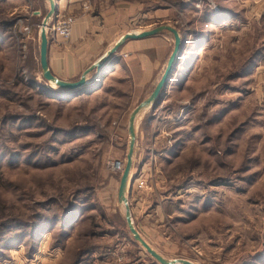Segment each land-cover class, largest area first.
I'll return each instance as SVG.
<instances>
[{
	"label": "rangeland",
	"instance_id": "1",
	"mask_svg": "<svg viewBox=\"0 0 264 264\" xmlns=\"http://www.w3.org/2000/svg\"><path fill=\"white\" fill-rule=\"evenodd\" d=\"M82 1L88 12L97 0ZM117 1L133 5L129 33L165 25L185 39L160 104L136 118L126 188L134 227L168 260L264 264V0ZM46 3L0 0V23L10 22L0 28V223L51 221L75 199L86 211L35 245L25 235L0 264H157L130 235L117 193L129 115L159 81L172 34L144 38L130 52L119 48L99 84L93 71L78 91L46 83L47 95L32 84L43 83ZM220 9L228 18L208 21V12ZM57 18L75 21L57 15L48 25ZM141 61L154 67L147 85ZM113 162L121 170H111Z\"/></svg>",
	"mask_w": 264,
	"mask_h": 264
},
{
	"label": "crops",
	"instance_id": "2",
	"mask_svg": "<svg viewBox=\"0 0 264 264\" xmlns=\"http://www.w3.org/2000/svg\"><path fill=\"white\" fill-rule=\"evenodd\" d=\"M55 2L58 17L74 15L75 21L68 39L48 42V69L56 78L65 82H74L120 37L129 33L126 25L130 23L133 5L126 1L97 0L94 7L87 12L82 0H55ZM146 40L148 39L126 41L121 46L122 51L130 52V44H143ZM111 64L107 62L103 66L104 72L114 69V64ZM140 64L142 77L145 79L141 84L147 85L154 67L149 70L144 62L141 61ZM95 73L100 75L101 71Z\"/></svg>",
	"mask_w": 264,
	"mask_h": 264
},
{
	"label": "water",
	"instance_id": "3",
	"mask_svg": "<svg viewBox=\"0 0 264 264\" xmlns=\"http://www.w3.org/2000/svg\"><path fill=\"white\" fill-rule=\"evenodd\" d=\"M49 5V10L47 14L44 16L42 23H41V30L39 35L40 45H39V66L41 71V77L42 80L54 85L55 87L59 88L63 91H78L82 87L86 86V76L93 72L97 71L98 73L101 71L103 66L108 62L112 63L113 54L118 51V49L129 40H139L144 39L148 37L157 36L160 33L167 31L172 34L173 36V50L171 52V55L169 56V59L167 61L166 67L157 82L156 86L154 87L153 91L150 93V95L144 99L142 102H140L130 113L129 119H128V135H129V144H128V150L126 155V162L124 166L123 173L121 175V178L119 180V187H118V193L117 198L119 203L124 205V218L126 222L127 229L132 236L133 240L136 244H138L150 257H152L157 263L159 264H193L187 260L183 259H175V260H168L160 256L157 252H155L140 236L138 231L133 225L131 213L126 197V188L128 179L130 176L131 168H132V155L134 150V143H135V122L137 116L148 110L151 109L154 104L158 105L160 104L161 100V93L167 86L172 73L174 71V68L178 64V61L182 55V40L177 32V30L170 26H159L153 30L142 32V33H128L126 35H123L111 49H109L101 58H99L97 61H95L92 65H90L80 76V78L77 81L74 82H65L62 81L55 76L51 74V72L48 69L47 64V49H48V39L46 36L45 27L47 23L50 21L51 18L57 15V5L54 0H46ZM97 75L96 79H93L92 83L98 82V84L103 79L106 72H103L102 74ZM93 83V84H94ZM92 86V85H91Z\"/></svg>",
	"mask_w": 264,
	"mask_h": 264
},
{
	"label": "trees",
	"instance_id": "4",
	"mask_svg": "<svg viewBox=\"0 0 264 264\" xmlns=\"http://www.w3.org/2000/svg\"><path fill=\"white\" fill-rule=\"evenodd\" d=\"M224 11L223 10H219V12H212V11H209L208 14H207V17H208V21H213V23H218L220 20L219 18L222 17L223 19H227L228 17V14H223ZM10 26V22H1L0 23V28L1 29H8ZM2 34V33H0ZM173 37V36H172ZM2 36L0 35V42L2 40ZM182 40V47L184 46L185 44V39L181 38ZM201 41V38H198L197 41H196V44H199ZM113 63V61H112ZM161 77V76H160ZM160 79V78H159ZM47 82L43 81V83H32L34 84L35 86H38L40 89H42L44 91V93H46L48 95V93H51V91L47 90L45 88V84ZM5 95V94H4ZM161 101V100H160ZM159 105V104H158ZM158 105L154 104V106L150 109V111L152 110H155ZM10 120H16V117L14 119H11ZM58 132V131H56ZM59 133V132H58ZM61 135H64V136H70V134H67V133H59ZM75 200H73L72 203H70L69 205V208L67 210L64 211L63 214L60 215V217H53L51 221H49V219H46V218H42L41 215H37L36 218H38V220H40L42 218L41 221H38L32 225H17L18 227H12L10 228L11 225H7L6 223L2 222L0 223V244L3 242V245L1 244L0 245V257L4 256L5 254V251H8L10 249H12L14 246L18 245V244H21L25 239V235H29L27 238H29L30 240H32V244L35 245L39 240V236H41L42 234H44L45 232H48L50 230L53 231V229H56L58 225H60L61 227V230H63V227H69L72 225L73 222H75L79 215H82L83 213L81 212L82 210L86 211V209H83L84 208V205L86 204L85 201H80L79 204H76L74 203ZM83 205V206H82ZM44 222V223H41V222ZM44 224V225H42ZM29 226V227H28ZM59 227V228H60ZM29 229L30 232L29 233H24L22 232V229ZM60 230V232H61ZM11 231H16L15 233H13L12 237H10L9 239H6L5 236L6 234H8L9 232ZM63 232H65L63 230ZM62 234V232L60 233ZM64 237H67L66 235ZM6 239V240H5ZM34 250H32L33 252ZM92 251V250H91ZM89 251L88 249L85 250L84 252H81V255H82V258L86 257V256H89V253L91 252ZM29 257H32L31 255H29ZM81 259V257H80ZM78 262V263H77ZM76 263L77 264H80V260L77 261ZM75 263V264H76ZM157 263V262H156ZM159 264V263H157Z\"/></svg>",
	"mask_w": 264,
	"mask_h": 264
},
{
	"label": "built area",
	"instance_id": "5",
	"mask_svg": "<svg viewBox=\"0 0 264 264\" xmlns=\"http://www.w3.org/2000/svg\"><path fill=\"white\" fill-rule=\"evenodd\" d=\"M58 19V18H57ZM74 20L72 18H62L58 19L52 26H47L45 28V31H49L50 36L52 37V40L55 41L57 38H64L68 39L70 35L71 26L73 25ZM121 163L120 162H113V164L110 165V169L113 171H119L121 170ZM137 188H142L143 183L142 181L137 182Z\"/></svg>",
	"mask_w": 264,
	"mask_h": 264
},
{
	"label": "bare ground",
	"instance_id": "6",
	"mask_svg": "<svg viewBox=\"0 0 264 264\" xmlns=\"http://www.w3.org/2000/svg\"><path fill=\"white\" fill-rule=\"evenodd\" d=\"M48 23H49V22H48ZM48 23H47L46 27L48 26ZM46 27H45V28H46ZM40 30H41V28H40Z\"/></svg>",
	"mask_w": 264,
	"mask_h": 264
}]
</instances>
